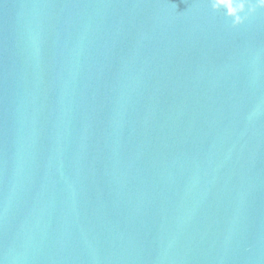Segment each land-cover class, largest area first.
I'll use <instances>...</instances> for the list:
<instances>
[{
  "label": "water",
  "instance_id": "obj_1",
  "mask_svg": "<svg viewBox=\"0 0 264 264\" xmlns=\"http://www.w3.org/2000/svg\"><path fill=\"white\" fill-rule=\"evenodd\" d=\"M0 264H264V0H0Z\"/></svg>",
  "mask_w": 264,
  "mask_h": 264
}]
</instances>
